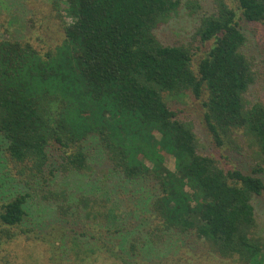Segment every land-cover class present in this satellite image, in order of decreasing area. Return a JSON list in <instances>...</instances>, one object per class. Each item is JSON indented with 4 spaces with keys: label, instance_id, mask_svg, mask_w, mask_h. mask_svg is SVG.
<instances>
[{
    "label": "trees",
    "instance_id": "obj_1",
    "mask_svg": "<svg viewBox=\"0 0 264 264\" xmlns=\"http://www.w3.org/2000/svg\"><path fill=\"white\" fill-rule=\"evenodd\" d=\"M234 2L218 0L199 19L194 35L208 48L195 65L188 47L158 38L182 0H54L70 18L54 48L0 38V137L24 187L0 203V244L45 204L58 223L87 224L84 233H63L65 242L91 243L78 254L166 264L150 253L193 231L222 257L264 264L252 201L263 192V169H225L201 154L191 122L167 104L191 94L216 146L248 162L236 136L243 131L264 157V103L249 97L261 78L258 60L238 22L264 27V0ZM185 6L200 8L196 0ZM92 143L106 161L101 179L88 175ZM123 193H136L137 203Z\"/></svg>",
    "mask_w": 264,
    "mask_h": 264
},
{
    "label": "rangeland",
    "instance_id": "obj_2",
    "mask_svg": "<svg viewBox=\"0 0 264 264\" xmlns=\"http://www.w3.org/2000/svg\"><path fill=\"white\" fill-rule=\"evenodd\" d=\"M196 1L200 8L191 11L185 6L186 0H182L184 5L171 15L158 32V38L164 44H183L188 47L192 53L193 65L208 48V43H201L194 35L198 21L204 14L215 11L218 0ZM224 1L230 6H235L234 0ZM53 2L54 0H0V38L28 40L41 52L54 48L64 38L61 24L63 21L69 22L70 18ZM238 22L253 44L252 51L258 60L261 77L249 97H255L264 103V27L247 22L241 17ZM167 104L179 119L191 122L201 154L212 156L225 169L251 171L253 168H262L259 175L264 180V157L251 135L243 131L236 132L239 148L245 149L244 154L249 157L248 165V162L240 160L234 151H229L228 147H218L214 144L201 120L203 108L199 99L187 93L182 98H168ZM94 145H88L91 170L87 174L94 179H101L106 171V161ZM5 155V144L0 137V203L24 190L16 167ZM164 157L166 167L172 170L173 157L169 154ZM77 178V174L71 177ZM121 196L128 205L137 203L136 193H123ZM252 201L257 217V233L264 237V189ZM44 205L36 204L37 208L29 211L23 223L12 228L15 236L0 244V264H116L113 258L98 252L88 253V256L84 253L78 254L79 249L90 248L91 243L88 244L82 237L78 243L71 237L65 242L63 233L65 234L67 229H77L76 232L84 233L87 224L81 219H68L58 223V218L51 208ZM42 206L44 207L40 209ZM176 236L159 245L155 253H150L152 263L163 260L166 264H245L237 256L226 258L218 255L205 239L198 237L193 231ZM144 260H147V256Z\"/></svg>",
    "mask_w": 264,
    "mask_h": 264
}]
</instances>
